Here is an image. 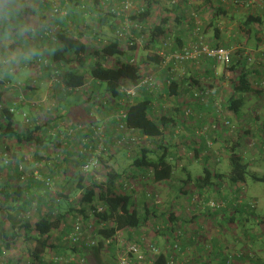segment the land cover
I'll use <instances>...</instances> for the list:
<instances>
[{
    "label": "rangeland",
    "instance_id": "rangeland-1",
    "mask_svg": "<svg viewBox=\"0 0 264 264\" xmlns=\"http://www.w3.org/2000/svg\"><path fill=\"white\" fill-rule=\"evenodd\" d=\"M4 0H0L2 2ZM63 2V0H61ZM59 0V2H61ZM103 1L108 3L107 6H105L106 9H108L110 6H115L120 3H123L124 1H129L131 4V10L129 11V15L132 19L134 16V13H137L138 10H144L145 7L149 4V1L153 2V5L151 7V16L149 17L148 21L143 23L142 29L145 27L144 32H142V29H136L135 27L131 26L129 34L122 38L121 42V49L123 51H126L129 53V55L135 59L136 63L140 61H147V66L145 65L143 71L154 73L157 75V72H161L160 67H149L154 64L152 62H149L147 59L151 55H155L158 49H155L153 47V43L151 40V36L156 32L155 27L158 26L161 23V20L169 19V22L167 23L169 30H177L179 29L183 24L179 21H177V17H179L182 20H185V22L189 23L188 27H193V36L195 29L199 26H201L202 32L205 35L206 42L209 43V45H214L217 43L215 40V33L214 30H209V35L207 36V29H208V23L209 21L205 20V13H200L199 5L196 4V2H193L191 4H188L189 1H186L187 4H185L184 0H101V4ZM195 1V0H193ZM224 4L226 5H232L233 7L240 9V8H247V14L242 13L239 11L237 19L240 18L244 21L246 16L250 14L249 11L252 9L250 7L249 0H245V2H249L248 4H242L240 0H222ZM237 1L239 3H237ZM244 1V0H242ZM254 3H256V0H251ZM5 2V1H4ZM21 10L24 9L27 6V0L19 1ZM104 2V3H105ZM75 5L77 1L74 2ZM82 6L79 7L76 6L74 8V11L69 10V19L67 21L68 24H72L73 31L78 34L79 32L84 31H92L93 33L91 35L87 36V32L85 35L86 43L89 46V53L92 52L93 48L91 45H93L94 50L95 48H100V46L107 45L110 43V38H117L119 36V26L122 25L123 20L119 17H115L109 22H106L104 26H102L98 19L100 16L104 15V13H97L95 10L96 7V0H83ZM198 3V2H197ZM1 4V3H0ZM19 4V3H18ZM105 4V5H106ZM3 5V3H2ZM185 5V7L183 6ZM1 6V5H0ZM19 6V5H18ZM170 7L169 9L167 8ZM174 6H180L181 8L176 9ZM103 8V9H105ZM236 9V10H237ZM244 10V9H243ZM74 12V13H72ZM106 13V12H105ZM52 11H50L49 16H51ZM128 15V16H129ZM202 15V16H201ZM78 16V24L77 26L75 23H73L72 18H76ZM194 19V20H192ZM211 19V18H209ZM130 20V19H129ZM76 21V20H75ZM131 22H134V20H130ZM206 21V22H205ZM77 22V21H76ZM182 24V25H181ZM186 25V24H184ZM183 27V26H182ZM58 28L57 30H59ZM187 30V27L184 28ZM191 30V29H189ZM237 32V29L235 30ZM94 33L98 35V37H94ZM143 36V38H142ZM208 38H207V37ZM118 39V38H117ZM236 41V39H235ZM5 42V44H4ZM161 46L165 45V43H170L173 48H176V43L174 40V37L172 38H163L161 40ZM229 42V41H228ZM3 46V48L0 46V62L3 63L4 61H9L10 59L13 60V58L17 55L14 54L13 50H10L9 45L12 43L10 39H7L5 41L0 42ZM233 40L229 42L230 46L227 48L232 52L233 58L236 54L234 47ZM102 44V45H101ZM135 45L136 49L135 51H131V46ZM160 46V48H161ZM164 46H162L163 48ZM159 48V49H160ZM18 51V50H17ZM238 55V53H237ZM247 56V55H246ZM21 58V56H20ZM248 64L252 63L257 59L255 55L252 53H248L247 56ZM115 58H107L105 60V63L108 65H114L116 63ZM254 60V61H253ZM90 62V61H89ZM35 65L37 68L42 67L41 64H39L36 60H34ZM91 63V62H90ZM3 65H9L8 62H6ZM91 64H87L84 68H80L79 64L77 62H74L72 66L74 68H80L81 70H86L90 68ZM158 65V64H157ZM200 65V64H199ZM226 67L230 68L231 63L229 64H217L216 67ZM217 67V68H218ZM4 70V68H2ZM187 70V64L185 65V68ZM184 69H179L176 72V77L178 75L185 74ZM218 71V70H217ZM185 76V75H184ZM7 78L13 82L9 83L10 86L7 87L5 85V88L8 91H11L12 93L18 92L20 95H16L15 97H12L10 101L5 102H15L16 104H19L22 106H27L28 108H19L16 113V126L18 130L26 131L31 125H45L46 130L44 133V139L46 140V144L40 147H36L35 143L32 144H24L19 145L17 141L14 138H6L4 141H0V178L3 179V181L10 176L13 173L12 166H19V169H23V173L31 174L34 171L38 170L39 165H41V172L46 173L48 175H51L55 179V187L54 188H47L44 184L35 183L34 181L32 183H28L24 186V189L26 190L25 196L33 199L32 205L29 206V211L23 212L22 214L26 215V217L21 218L19 215L13 211L12 208H10L11 203L8 205V203H4L5 197L0 194V205L4 208H10L12 219L15 221L14 224H17V228L15 231L19 232V237L17 238V241L14 242V246H12L11 249L6 248V243L2 241L0 238V264H31L32 261V252L35 248L36 241L35 239L31 238L26 235L25 230L19 231L20 225L23 220H29L31 224H35L41 217L49 215L52 218L56 219L60 215V211L55 210V204H60L58 210H61L63 213L66 214L65 219L63 220L64 227H71V230L64 233L63 240L60 238V242L63 243L66 251L63 249L61 250H51L47 252V255L44 256L43 264H58L55 262V258L60 256L62 258L60 264H70L71 257L75 256L74 258L79 260L80 255L78 254H72V249L74 248L73 244H70L68 242V238L70 234L73 232V225L76 221L77 216H82L83 220L82 222L85 224V227L87 229L85 230V238L88 239V237L91 236L93 238V233L89 231L92 230L94 227L95 235L100 229V226L98 224L96 216L93 214V212L88 211V219H86L81 213L75 212L74 214H71L69 212L70 205H75L77 203L78 195L80 194V191L77 192L76 187L78 185L79 177H84L85 184H91V183H102L107 181L108 174L110 172H117L121 175L120 179L118 180V184L122 183H129L134 184L135 189L128 190V192L131 191H137L142 192V190L147 189V195H148V202L150 206L158 204L160 207V210L163 209L166 213V216L163 217H151L150 220L145 223L141 228L138 230H128L127 233L121 232L122 239L126 241L127 243H138L141 244H153L158 245L157 248H159L160 253H162V250L166 247H169V244H166L164 240L161 242H157L156 240L162 237V232L165 227H167L168 224V218L167 215H170L169 213H175L179 215L178 213L184 211V215L187 217H190V220L194 221L196 215L202 214L201 217H207L208 214L213 212H221L225 211V220L223 224H219V222L215 221H206L204 228L197 229L193 234H190L187 230H184L183 238L186 242V244H190L191 242L187 239L193 237L194 235L197 236V240L194 242L197 245H200L202 248V251L200 252L199 256L202 257H212V249L213 244L208 240L209 234L207 231V226L212 222L213 226L210 227V232L214 233L216 235V230H220V233L222 235V238L225 240H222L223 243V249L220 253L228 254L230 257L228 264H250L249 258H245V255L249 254L253 256L254 258H257L259 260L264 261V231L259 227L258 224V218H260V222L263 226L264 220V182H257L254 181L251 176L248 179V183L244 184L243 186H230L228 184V181L226 178L230 174L231 165H230V151L231 147L236 146L237 147V153L241 154L246 161L250 162V172L256 173L260 176H264V135H257V134H245L244 130L240 132L239 127H237L235 121L228 117L232 122V125H234V130L230 131L229 135L226 137L228 140H224V144H220L215 142H210L212 147V154L213 157L210 160V168L214 172H220L223 175H225L224 181H221L222 185L220 186L217 184L216 187L205 188V189H198L192 184V186H184L183 181L187 179V173L183 171L184 169V162L188 163L191 162V164H187V169L191 170V173L193 174V177L197 178L200 175H204V168L205 164L204 159L197 157L193 150V146H190L189 141L191 139L185 138L182 132L184 128L179 126V129L177 130L179 134L171 135L165 141L166 143H170L172 146V149L174 152H183L186 154L185 159H182L181 165L178 166V173L174 181L171 183H163L159 185H155L152 180L145 179L147 178V173L144 172L145 178L141 175V173L133 171L132 174L129 173L131 169H133V163L134 158L140 153L142 148H148V149H158L157 147L160 145V139H143L139 134L135 136L137 138V141L132 144V150H127L126 147L117 144V140L120 139L121 132H118L115 130V125L113 123L108 124V120H100V118H105L101 113L102 111L106 109H111L110 111L116 112V106L112 104L113 98L109 95V93H106V91L101 92V95L97 93L95 96V103L93 105L92 109V116L90 114V119L96 118L97 121L94 122L95 124L105 126L107 129L106 138L104 139L105 143L107 145H110V152L104 153L101 157L102 163L101 167L98 171H96L94 174L85 175L83 171L81 170L82 166V157L79 155L78 151L81 147V140L83 137H85V133L81 131H76L72 136H68L67 132L70 127L78 128L80 125L88 124L87 122V115L88 112L81 111L76 112L73 116H60V105L58 104V100L55 97V102L51 101L48 104H44L41 102V100H26L23 96L24 90V84L21 81H15V78L12 75H7ZM89 78V75H88ZM159 78V77H158ZM15 81V82H14ZM20 86V88H19ZM87 88L83 89V91L89 90V92L92 89V82H88L86 85ZM259 89H264V79L261 81ZM103 88H106V85L104 84ZM213 90V89H212ZM96 91V89L94 90ZM97 97L101 101H108L111 103L107 107L103 106V103L100 104V102L97 101ZM41 99V98H40ZM210 98H205L201 100L202 104L209 103ZM8 100V99H7ZM258 100L259 102L260 98L256 97L251 104L256 103ZM33 101V102H32ZM174 100L169 99V102H166L165 105L168 107H172L171 104ZM97 104V105H96ZM181 105V103H179ZM264 104V102H263ZM100 105V107L98 106ZM220 105V104H218ZM263 107V106H260ZM100 108V109H99ZM104 108V109H103ZM246 108V105L244 106ZM108 110V111H109ZM223 110L222 106L219 109V111ZM78 113V114H77ZM112 113V114H113ZM264 113V108L261 111V115ZM253 114V113H251ZM27 119L29 121L27 122ZM264 119V116H263ZM253 120V119H252ZM64 121V122H63ZM183 121V117L182 120ZM64 123V124H63ZM58 124H63V127L61 130H65L67 132L64 133L63 136L60 134H57L56 128L58 127ZM90 125V124H89ZM242 128V127H241ZM226 129V128H225ZM244 129V128H243ZM223 130V129H222ZM221 130V131H222ZM215 133V131H214ZM228 133V132H227ZM181 135L183 136V139L181 138ZM198 135V136H197ZM195 137H193V140H197V142H200V135L197 134ZM202 142V141H201ZM179 145L180 149L185 150H179L176 146ZM7 147H9L10 150H7ZM176 148V149H175ZM16 153L17 156L14 154ZM209 152L205 153L204 155L207 156ZM11 158V168L10 170L5 167L4 164V157ZM112 156H116L119 160L116 162ZM204 157V156H202ZM220 160V161H218ZM195 163H192V162ZM38 163H40L38 165ZM136 170V168H135ZM17 181L15 182L16 185ZM0 183V188H1ZM240 187V190L238 189ZM181 188H184V191L190 192V195H188L185 199H175L173 196L176 194H180ZM64 194L69 195L70 198L66 202L61 197ZM240 194V197H239ZM139 200L141 197L140 195L135 196ZM12 200V199H11ZM10 200V201H11ZM178 200L176 203L175 201ZM9 201V202H10ZM158 201V203H156ZM136 202V200H135ZM173 203H175L173 205ZM54 204V206H52ZM248 205L252 207V211L247 212L245 211L243 214L240 212V215L237 217V215L233 214L234 210H231L232 207L235 205L241 208V205ZM172 205V208H171ZM53 207V209L51 208ZM141 212H144L143 207L138 208ZM218 209V210H217ZM54 211V212H53ZM20 212V210H19ZM205 212V215L203 214ZM231 215H234L235 219L231 220L228 219ZM6 213L3 210H0V220L5 219ZM27 218V219H26ZM157 218V220H155ZM237 218L239 220H237ZM248 218L249 220H246ZM216 224V227H215ZM258 225V226H257ZM12 225L10 222L7 223V230L11 233L14 229L11 228ZM215 227V228H214ZM177 229H174V232H176ZM57 233L59 231L54 232L55 236L52 240L55 238H58ZM218 234V233H217ZM192 235V236H191ZM241 237L240 243L239 238ZM256 237V243H253L254 246L251 245V238ZM84 238V239H85ZM95 238V236H94ZM97 238L98 235H97ZM59 239V238H58ZM203 239L206 240V243L203 241ZM221 239V236L220 238ZM84 242V240H83ZM83 242L81 246H83ZM88 242V241H87ZM142 242V243H141ZM173 242H180L179 239L177 241ZM182 243H176L172 247L170 245V248H173L177 250V253L179 255L180 261L183 260H190L194 255H196L189 247L187 248L186 252L184 254L179 253L180 248L183 247L182 244H184L183 239L181 240ZM109 245V244H108ZM251 245V246H250ZM79 247V246H78ZM84 247L86 250H84V254H93L88 255L86 259H88L89 264H107L109 262L115 263L114 261V255L118 254V250L116 247L109 248L107 251H103L102 254H100V251L91 248L87 245V243H84ZM191 247V246H190ZM167 249V248H166ZM205 249V250H203ZM123 251V248L121 250ZM141 253V252H140ZM143 253V252H142ZM82 254V257L86 256ZM139 255V254H138ZM143 256L144 254H140ZM193 255V256H192ZM214 256H218V252L213 253ZM59 257V258H60ZM138 257V256H137ZM221 257V256H220ZM242 257V258H241ZM184 263V262H182ZM37 264H39L37 262Z\"/></svg>",
    "mask_w": 264,
    "mask_h": 264
},
{
    "label": "trees",
    "instance_id": "trees-1",
    "mask_svg": "<svg viewBox=\"0 0 264 264\" xmlns=\"http://www.w3.org/2000/svg\"><path fill=\"white\" fill-rule=\"evenodd\" d=\"M75 1H77L76 5L74 3ZM82 1L83 0H63V5L67 2V8L70 11H74V8L76 6L82 7ZM47 4L50 11H52V5L49 3ZM245 4H247V2ZM152 5L153 2L149 1V4L144 8L143 11L134 13L132 19L134 21L140 23L143 22L145 24V22H147L149 17L151 16ZM174 8H176V6H174ZM199 8L200 13L204 14L206 11L212 10L211 8H215L214 1L204 0L200 3ZM95 10L97 11V13H104V15L100 16V18L98 19L99 23L102 26H104L106 22H109V20L116 17V15H114V13L112 12L105 13L104 9L101 7V0H96ZM48 19V24L37 29L32 30L29 26L25 25L18 26L19 28L13 26V28L11 29L10 23H8L7 20L4 21L0 15V36H4V34L7 32L13 33L21 31L23 37H25L26 39H33L36 43H38L37 46L43 48L40 55H38L37 53L34 54V59L39 64H41V66L45 68V70L51 73L50 80L52 81V85H56L55 89L53 88V91L55 92V94L57 93V91H59L58 95L56 96L58 104L65 106L64 108L67 109V111L68 108L76 102V99H73L74 103H72V98L76 97V94L82 92L88 82L94 83L93 88L94 90L96 89L95 93H97V96H100L101 92L106 91V93H109V95L115 101H118L119 99L124 97L121 89L122 82H125L126 84L131 86L138 84L139 79L143 74L142 68L147 64V61L131 63L132 57L128 52L121 49V42L117 38H110L109 44L100 46V48H95V50L93 45H91L93 51L89 53L90 44L88 45L86 43L84 34L87 32V36L91 35L93 33L92 31H84L85 33L79 32L78 34H76L72 29V24L67 23V19L63 20V18L57 16H50ZM257 19V17L250 16L248 18V21H245L243 24H241L240 29L243 34H246L244 35V38L248 37L246 39L247 41L251 39L252 36V39L255 40L256 34L251 33L252 29L250 28V26L251 24H255ZM168 22L169 19H166L165 21H161V24L155 27L156 32L151 36L152 42L153 40H156V38H159L165 34V27L167 26ZM73 23H75V25L77 26L79 22L74 21ZM25 28L28 29L27 32L23 31V29ZM58 28L60 29L57 30ZM144 30L145 27L142 29V32H144ZM94 37H98V35L94 33ZM261 42L262 39L257 40L256 47H258ZM213 47H223L226 49L228 48V46L218 45L217 43H215ZM16 49V47L12 48V50ZM135 49V45L131 46V51H135ZM21 53L23 56H26V49H23ZM107 58H115L116 63L114 65L106 64L105 60ZM149 59H151L150 62L154 64L160 63V58L156 54L151 55L147 60L149 61ZM244 60H237V63L234 67L237 68V70L239 68V74L237 73L235 78L232 80L234 83L235 94H237L239 97L231 98L230 108L237 113H240L242 109L244 103V100L242 99L243 95L251 93H262L261 90H257L253 85L250 78V71L247 69L248 65L243 63H248V61L247 59ZM74 62H77L80 68H84L87 64L91 65L89 66L90 68L81 70L80 68H74L72 66ZM234 63V58L232 57L231 64ZM11 65L12 63L10 64V66ZM7 71L8 70H0V88H2V90L6 89V84L13 82L7 78V75H9ZM104 84L106 85V88H103ZM173 84L170 87L172 91H174L172 89L174 86ZM258 84H261V82ZM2 90H0V141L2 142L6 138H14L19 145H23L22 143L29 145L35 143L36 147H40L46 144V140L44 139V133L46 130L45 125L36 124L33 126L31 125L26 131L18 130L15 123L16 113L19 108H22V110H24V108L19 104H16L15 102L6 103L3 98ZM98 93L100 95H98ZM67 97L68 99L65 100ZM91 99L92 97L89 96V100ZM95 101L96 99L94 96L93 102L95 103ZM151 104L152 98L148 95L143 98L137 97L130 105H128L127 127L129 130H134L135 132L139 133L142 137L146 136L149 139H160L161 142L157 147L158 149L153 150L142 148L140 153L134 158L133 163V168L151 171L152 182L155 183V185H159L163 183H170L175 180L176 174L178 173L179 159L177 160V158H179V153L178 151L174 152L172 148H170L165 142L167 137V130L168 128H170L173 119L169 118L170 116L160 118L151 116ZM98 106L100 107V105ZM60 116L64 117V113H60L59 117ZM114 123L116 124L115 119ZM63 124H58L57 128L61 129L63 127ZM244 127L245 125L242 124L241 129L245 130L243 129ZM229 130L230 129H223L221 131V135L226 134V132H228L229 134ZM248 134L251 133H249L248 131ZM226 140L229 139L227 138ZM7 150H10L9 147H7ZM236 151V146L231 147V170L230 174L226 178L228 184L230 186H243L244 184L248 183V179L250 178V176L254 181L264 182V176H260L256 173H251L250 162L246 161V159ZM196 152V155L199 157L200 151L196 150ZM14 154L17 156L16 153ZM174 155H176V157ZM207 156L210 158V155ZM206 162H209V167L204 168V175H200L195 178L192 175L188 174L187 179L183 181L184 186L191 187L192 184H194V186L198 189H212L213 187H216L217 184H219L220 186L222 185L219 182L224 181L225 175L220 172L212 171L210 168V160H207ZM4 164L5 167L10 170V165L12 163L11 158H8L7 155L6 157H4ZM39 164L40 163H38V165ZM12 170L13 173L4 181L2 178H0V183L2 184L0 188V194L5 197L6 201L4 203H8V205L11 203L10 208H12L13 211L19 215V217L25 218L26 215L22 213L25 212V210L27 212L29 211V206L32 205L33 199L25 196L26 190L24 189L23 185L32 183L34 181L35 183L44 184L48 189L50 187L47 186L45 182L37 179L34 172L31 174H26L25 172L23 173V169H19L18 165L16 167L12 166ZM41 170V165H39L38 171L40 175H42L44 178L52 177L51 175L41 172ZM183 171H185V168L183 169ZM120 177L121 175L119 173L110 172L108 174L107 181L97 184L91 183L88 185L85 184L84 177H79L78 185L75 189L77 190V192L80 191V194L77 198V203L75 205L69 204V212L71 214L79 212L86 219H88V211H92L96 216L100 229L98 230L96 235L94 227L92 228V231L93 235H95V240H97V244L90 245L87 243V245L98 251L104 248L105 240H112L110 245H114V243L117 241L118 235L121 232H124L125 230H138L145 223H147L151 217L158 218L166 216V213L163 209L160 210V208L162 207H160L158 204L150 206L148 202L147 189L142 190V192H120L117 186ZM16 181L17 183L15 185ZM238 189L240 190V187ZM181 190H184V188H181ZM185 193L188 194V191H185ZM137 195H140L141 197L139 200H137L138 198L135 197ZM61 197L66 202L70 198V196L66 194H64L63 196L61 195ZM97 204H102L104 207V211L98 212V209L95 206ZM52 206H54V204ZM60 206V204H55V210L60 211V215L56 219L52 218L49 215H46L41 217L34 225L31 224L27 218V220L22 221L19 231L25 230V233L29 237V239L33 238L36 241L35 248L31 256V264H37V262L39 264H43L44 256L47 254V252L53 250L54 247L49 244V240L54 232L61 229L63 220L66 217L65 213H63L61 210H58ZM139 207H143L144 212H141L138 209ZM10 208H4L0 205V210H3L6 213V216L4 217L5 219L0 220V238L6 243V248L8 249H11L12 246H14V242H16L17 238L19 237V232L15 231V229L17 228V224H14L15 221L12 219V210ZM51 208L53 209V207ZM233 209H238L236 211L241 210L242 212L247 211L250 213L252 211V207L245 204L241 205V208L235 205L232 210ZM169 214L175 216V213L170 212ZM259 219L260 218H258V222L256 224H258L259 227L263 229L261 225L262 222H260ZM8 222H10V224L12 225L11 228L14 229L11 233L7 230ZM172 228L173 227H170V225H167V227H165V229L161 232L163 235L170 234L169 231ZM97 235L99 238H97ZM183 235L184 234L181 232L180 236L178 237L180 242H175V244L182 243L181 240L183 239ZM196 240L197 236L194 235L193 238H190V244H195L194 242ZM182 245L183 247L180 248L179 253L185 251L189 246L186 243ZM74 246L79 248L78 245ZM213 253L214 252H212V257H202L199 255L194 256V260L192 258L187 261L186 264H218L220 263V260L222 264L229 263L230 257L228 254L220 253L221 257L219 258L214 256ZM176 255L177 259L172 258L170 259V261L173 264L176 260L177 262L175 264L182 263L181 261L180 263L178 262L179 255ZM161 258L164 259L163 253H160V259ZM245 258H249L250 264H261V262H259L257 258H254L249 254L245 255ZM70 261V264H89L88 259H86L85 256H81L79 260L74 259ZM170 261L166 262L164 259V261L162 262L159 261V264H170ZM134 264L137 263L135 262Z\"/></svg>",
    "mask_w": 264,
    "mask_h": 264
},
{
    "label": "crops",
    "instance_id": "crops-1",
    "mask_svg": "<svg viewBox=\"0 0 264 264\" xmlns=\"http://www.w3.org/2000/svg\"><path fill=\"white\" fill-rule=\"evenodd\" d=\"M4 1L0 2L1 3L0 4L1 5L0 6V10H1L0 15L4 21L7 20L8 23H10L11 29L13 28V26L18 27V26L25 25V26H29L33 30V29H37L41 26L43 27L44 25L48 24V21H49L48 18L50 17L48 15V13L50 14V9H49L48 4L46 3L45 0H27V6L22 10L20 7L21 2H19L22 0H4ZM184 1H185V4H187L186 1H189L188 4L196 2V4H198L200 7V3L203 2L204 0H195V1L184 0ZM213 1H214L215 8H211L212 10H208L205 12V18H206L205 20L209 21V23H208L209 26H208V29L206 30L207 36L209 35V30L212 29V30H214L215 38H216L215 40L217 41L218 45L229 47L230 46L229 42L231 40H233V42H235L234 43V47L236 48L235 50H238V51H236V54L234 55V62L235 63L231 64L229 69L224 67V66L222 67V69L220 66L219 67L217 66L218 67L217 68L216 65L212 61H210L209 59H203L201 61L200 65L187 64V70L185 69V74L178 75L176 77V81L174 82V84H173L174 86L172 88L174 91H172L169 88V89H166V91H164V93L146 92V94H140L138 96L139 98H143V97H146L149 95L152 98V104H151V108H150L151 109V116H153L155 118H157L156 115L159 113V108L160 107L161 108L166 107L165 108V110H166L165 116H170L169 118L173 119V122H172L170 128H168V130H167L166 141L170 135H171V137H172V135L177 136V134H179L177 130L179 129V126H181L182 128H184V130L182 132H184L185 134H183V136H185L186 139L187 138L191 139L189 141V144H190V146H193L192 151H194L191 153H195V155H196L197 154L196 150H199L200 151V153H199L200 158H203V159L205 158L204 163L207 160L212 159V158H209L208 156H205L204 155L205 153L209 152L207 155H210V157L211 156L213 157V154H212L213 149H212V147H209L208 143L210 141L212 143L216 141V144L220 143L222 145V144H224V140H226V137L229 135L227 132H226V134L221 135L220 130L215 131V133H214V129L211 128V125L215 124L218 121L216 119V117H217L218 111L221 108V106L223 108V114L224 115L226 114L227 116H229L232 119V121L233 120L235 121V123L239 127L240 132H242L241 127H242V124H244L245 125V127H244L245 132L244 133L248 134V131H249V133H251V134L255 133L257 135H262V134L264 135V128H263L264 113L261 115V111L264 108V104H263V102H264V89L263 88L259 89V87H257V86H260V84H258V83H260L264 79V0H256V3L249 0V2H251V5L249 8H251L252 10L249 11L250 14H248L246 16L244 21L240 18L237 19V16H238L239 11H241L243 14L246 13L247 8L237 9L230 4L229 5L224 4L222 0H213ZM2 3H3V5H2ZM183 6L185 7V5H183ZM167 8L169 9L170 7L167 6ZM179 8H181V7L176 6V9H179ZM250 16L257 17L259 20L257 19L255 24H253V25L251 24V26H250V28L252 29L251 33L256 34L255 40L252 39V37H253L252 36L251 39H249L247 41L246 39L248 37L244 38V35H246V34H243L240 27H241V24H243L245 21H248V18ZM165 18L166 17H164V19H162L161 21H165L166 20ZM209 18H211V19H209ZM72 19H73V21H75V20L78 21L79 18L77 16L75 19L74 18H72ZM176 20L181 22L183 24V25L181 24L183 27L181 26L179 29H177L175 31V30H169L168 26H166L165 27V31H166L165 34L159 38H156V40H153V42H152L153 47L155 49L160 48L161 43H162L161 40L163 38H172V36H173L175 43L177 44L176 45L177 49L184 47L188 42L193 40V27H191V26L188 27L189 23L185 22V20H182L179 17H177ZM192 20H194V19H192ZM184 24H186V25H184ZM187 24H188V26H187ZM186 27H187V30L184 29ZM189 29H191V30H189ZM236 29H237V32L235 31ZM7 39H10L12 41V43L9 45L10 50H12V48H15V47L17 48L16 50H13L14 54H17V55L13 58V60L10 59L9 61L7 60V61H4L3 63L0 62V70L2 68H4V71L8 70L7 73L9 74V76L12 75L15 78V81L17 80V81L23 82V84H24L23 96L25 97L26 100H28V99L29 100H41V102L44 104H48L51 101L55 102V97L58 95L59 91H57L56 94L53 91L55 89L56 85H52V81L50 80L51 79V73L49 71L45 70V68H43V67L37 68L36 66H38V65H35V63H34V60H35L34 54L37 53L38 55H40L42 53L43 48L40 46H37L38 43H36L33 39H26L25 37H23L21 31L13 32V33L7 32L4 34V36H0V42L5 41ZM235 39H236V41H235ZM259 39H262V42H261V44H259L258 47H256L257 46L256 41ZM4 44H5V42H4ZM1 45L2 44L0 43V46ZM3 46L4 45H2L1 47L3 48ZM23 49H26V56H23L21 53ZM249 52L252 53L253 55H255L257 57V59H255V61L253 60L254 62H252L250 64H248L247 62H243V63L248 65L247 69L250 71V76H251L250 78H251L253 85L255 86V88L257 90H261L262 93H251V94L243 95L242 99L244 100V103H243V106H242L240 113L239 112L237 113L230 108L231 98L239 97L237 94H235L234 83L232 81L235 78L236 74L237 73L239 74V68L237 70V68H235L234 66L237 63V60L246 59ZM237 53H238V55H237ZM20 56H21V58H20ZM151 59H155V58H151ZM151 59H149V62ZM6 62H8L9 65H3ZM11 63H12V65L10 66ZM149 65H151L149 67L153 68V67L159 66V63H158V65L157 64H149ZM215 69H216V71H215ZM145 71H143V72H145ZM157 76L159 77L161 85H165V82H164L165 78L164 77L166 76V72H164V71L157 72ZM92 86H94V83H92ZM205 87L213 89V95L208 100L209 103L202 104L198 95ZM86 88H87V86H85V90H86ZM0 90H2V88H0ZM2 91H3L4 101L5 100L10 101V99L12 97H15L16 95H20V94H18V92L14 91L12 93L11 91H8L7 89H3ZM94 94L96 95L93 87H92L90 92H89V90H87L85 92L82 91V92L76 94V97H73L71 100L72 103H74L73 99H76L75 104H72L68 108V111H67V109L64 108L65 106L60 105L61 106L59 109L60 113H62V114L64 113V116L66 118V116H71V115L73 116L76 112H81L82 110L86 111V113L88 112L87 120L88 119L89 120L87 122H89V123L87 125L84 124V125H80V126L88 127L89 124H91V123L93 124L94 122H96L98 120L97 117L96 118L92 117L90 119V117L93 115L92 114L93 113L92 112V109H93L92 103H93V99H94ZM89 96L92 97L91 100H89ZM256 97L260 98L259 102L261 104L258 103V100L256 103L251 104V102H253ZM67 99H68V97L65 100H67ZM169 99L174 100L173 103L171 104V106H172L171 108L165 105L166 102H169ZM179 103H181V105ZM218 104H220V105H218ZM245 105H246V108H244ZM260 106H263V107H260ZM22 107L28 108L26 105L22 106ZM186 109H191L193 111V115L187 121H181L182 117H183V112ZM104 110H106V111L101 110V113H103L102 115L105 118L104 119L100 118V120H108L107 121L108 124H109V122L115 124L113 117L116 115L117 112L113 113V111H110L111 109L109 110L106 108ZM251 113H253V114H251ZM90 114H91V116H90ZM165 116H163V117H165ZM158 118H160V117H158ZM207 128H208V136L210 137L209 142L205 139V137L204 138L200 137L199 138L200 142H197V140H194L192 142L193 137H195L199 133L201 134V131H203ZM67 132H69V130ZM67 132H65V130L62 129V134H64V133L66 134ZM81 132H83V131H81ZM57 134H60V133L57 132ZM67 135H68V133H67ZM183 136L181 135L182 139H183ZM166 144L170 148H172L170 143L167 142ZM176 147L179 150H182V149H180L178 144ZM183 150H185V148ZM174 156L176 157V155H174ZM185 156H186L185 153H183V152L179 153V158H177V160L179 159L180 165H181L182 159H185ZM202 156H204V157H202ZM112 157L116 162L119 160L116 156H112ZM192 163H195V162L193 161ZM187 164L190 165L191 162H188V163L184 162L185 173H187V175L190 174L193 176V174L191 173V170L187 169ZM205 167H209V162H207L205 164ZM133 171L141 173L143 178H145V176L147 175V178H145V179H150L152 177L151 171H145V170H141V169L135 170V168H133L129 171V173L132 174ZM144 172H146L147 174L146 175L143 174ZM176 176H177V174H176ZM150 180H152V179H150ZM180 194L181 195L175 193L173 198H175V199H183L184 198L185 199L188 195H190V192H188V194H186L184 190H180ZM177 201L178 200H176L175 203ZM175 203H173V205ZM233 210H234L233 214L237 215V217L240 215V212H242L241 210L236 211L238 209H233ZM244 212H242V213H244ZM178 214L179 215L175 214V216L174 215L173 216L167 215V218H168V224L167 225H170V227H173V228L169 231L170 234H165V235L162 234L161 235L162 237H160L159 239L156 240L157 242H161L162 240H164L166 242V244H169V247H166L167 249L164 248L162 250V253L164 255V259L166 262L170 261V259H172V258L177 259V255H176V254H178L177 250L170 248V245L172 247L175 244V242H173V241H177L179 239L178 237L180 236L181 232L183 233L184 230H187L190 234H193L197 229L204 228L205 223H207L206 221H208V220H210L212 222L217 221V222H219V224H223L224 220H225V211H221V212L218 211V212H213L210 214H208V212H207L206 213L207 217H201V218H200V216H202V214L196 215L194 221L190 220V217L185 216L184 211H182ZM203 214L205 215V212H203ZM234 215H231L230 217H228V219L231 218V220L232 219L234 220L235 219ZM247 219L248 218H246V220ZM155 220H157V218H155ZM237 220H239V219L237 218ZM262 221H263V226H264V220H262ZM212 222L207 226V231H208L209 236L206 238H208V240H210V242L213 244L212 252L217 251L218 252L217 257L220 258V251L222 252V249H223L222 240H225V239L222 238L220 230H216V232L218 233V234L216 233V235H214V233H211L209 231L210 227L213 226ZM215 227H216V224H215ZM174 229H177V231L174 232L173 231ZM70 230H71V227H64V224H62V227L59 230V233H57L59 239L55 238L54 240H52L53 237L55 236V234L52 235V237L49 240V244L54 247L53 249L61 250V251L63 249L65 251L67 250L65 248V246L63 245V243L60 242V238L63 237L64 233H66ZM127 232H128V230L124 231V233H127ZM119 236H118L119 241L117 240L114 243V245H110V244L107 245L105 243L104 248L100 250V254H102L103 251H107L109 248L111 249V248L116 247L118 250V254L114 255V261L118 260L119 256L123 253L121 251L122 248H123V251H126L127 245L129 244L122 239L121 233ZM220 236H221V239H219ZM238 238H239V243H240L241 237L238 236ZM63 240H65V238ZM89 240H91V239L85 238L84 242H83V246H81V244H80V245H78L79 248L74 246V248L71 250L72 254L73 255L78 254L81 257L82 254H84V250H86V248L84 247V243H87V241H89ZM187 240L190 241V238ZM183 241H184V243H186L184 238H183ZM203 241L206 243L205 239H203ZM249 241L251 242V245L254 246L253 243H255L256 237H254V239L251 238V240H249ZM153 244H156V243H153ZM153 244H145V243H142V245L140 244L141 245V253L140 254H144V255L143 256H141L140 254L135 255L134 256V262H136L137 264H159V261L160 262L164 261V259H162V258L160 259L159 248H157L158 251H156L155 253H153V251L151 250L152 246H154V247L158 246V245L156 246ZM188 247L196 254L194 256H197L200 254V252H198V251H202V248L200 247V245H197V244H193V245L189 244ZM186 250L183 251L182 254H184L186 252ZM203 250H205V249H203ZM84 255H86L85 257L89 258L88 255L91 256L93 254H88V252H87V254H84ZM169 256H170V258H169ZM59 257L60 256H58V258ZM74 257L75 256L71 257L70 259H75ZM181 258L178 259L179 263H180ZM193 260H194V258H193ZM187 261H189V260H183L182 262H184V263H180V264H186ZM176 262H177V260L174 261V264ZM249 262H250V260H249ZM259 262H261V264H264L263 260H259ZM206 263H208V262H206ZM218 264H222L221 260H220V263H218Z\"/></svg>",
    "mask_w": 264,
    "mask_h": 264
},
{
    "label": "built area",
    "instance_id": "built-area-1",
    "mask_svg": "<svg viewBox=\"0 0 264 264\" xmlns=\"http://www.w3.org/2000/svg\"><path fill=\"white\" fill-rule=\"evenodd\" d=\"M47 3L51 4L53 7L51 17L57 16L64 19H69V9L67 8L68 3L63 5V2H59V0H45ZM103 1L101 4L102 8L108 5L106 2ZM242 4H245V1H240ZM237 3H239L237 1ZM249 2L247 1V4ZM84 4V3H82ZM106 4V5H105ZM251 5V2H250ZM84 7V5L82 6ZM131 4L129 1H124L115 6H110L108 9H104L106 13H114L117 17L123 20L122 25H120L119 36H117L119 41H122V38L126 37L131 29V26L135 27L137 30L142 29L143 22H131V17L129 15V11L131 10ZM143 11L138 10V12ZM129 15V16H128ZM130 19V20H129ZM143 38V36H142ZM164 47L157 50L155 53L160 58L159 67L161 71L166 72V76L164 77L165 85H161L158 76L154 73L150 72H143L142 76L139 79L137 85H128L125 82L121 84V89L124 94V97L115 101L113 99L112 104L117 105V113L113 117L116 120L115 130L121 132L120 139L117 140V144H120L126 147L127 150H132V144L137 141V132L134 130H129L127 127V117H128V108L127 106L130 105L140 94L149 93H164L165 89H169L171 85L176 81V72L179 69H184L186 64H193L199 65L203 59H209L210 61L214 62L215 65L217 64H229L232 60V52L229 49L223 47H213L206 42L205 35L202 32L201 26L195 29L193 40L188 42L182 48H173L170 43H165ZM131 63H136L135 59L132 58ZM185 70V69H184ZM7 87L10 84H6ZM213 95V90L205 87L198 95L200 100L205 101V98H211ZM97 101L103 103L104 107H107L111 103L108 101H101L97 97ZM166 107L159 108V113L156 115L158 117H163L166 115ZM193 115V111L191 109H186L183 112V121H187ZM228 117L223 114V110L218 111L216 119L218 120L215 124L211 125V128L214 131H221L222 129H230V131L234 130V125L232 122L227 119ZM29 119H27V122ZM87 128V129H86ZM77 130H81L85 133V137L81 140V147L78 151L79 155L82 157V166L81 170L85 175L94 174L96 171L99 170L101 167V157L104 153L110 152V145H107L104 141L107 134V129L105 126H101L95 123H91L88 127L86 126H79L78 128L70 127L69 129V136H72L76 133ZM57 132L62 134V130L60 128H56ZM200 137H205V139L209 142L210 137L208 136V128L201 131L199 133ZM142 137V136H141ZM143 139L147 140L148 137L144 136ZM211 142V141H210ZM210 142L209 147H211ZM35 177L43 182L46 183L47 186L50 188L55 187V179L53 177H43L40 175L39 171H34ZM118 190L120 192H126L131 189H135L134 184L129 183H122L117 184ZM158 203V201L156 202ZM98 209V212L104 211V207L102 204L95 205ZM82 216H77L76 221L73 225V232L69 236V242L73 245H80L82 244L85 238V224L82 222ZM91 233L92 230L89 229ZM120 235V234H119ZM118 235V236H119ZM95 236V235H94ZM91 237V236H90ZM120 237V236H119ZM88 239H91L88 237ZM118 240V237H117ZM112 240H105V243L108 245L111 243ZM119 241V240H118ZM90 245H96L97 240L92 238L87 242ZM151 250L153 253L158 251L157 247L152 246ZM141 252V245L138 243H130L127 245L126 251H124L115 261V263H107V264H134V256L140 254ZM55 262L61 263L62 258L56 257ZM170 264H173L170 262Z\"/></svg>",
    "mask_w": 264,
    "mask_h": 264
},
{
    "label": "clouds",
    "instance_id": "clouds-1",
    "mask_svg": "<svg viewBox=\"0 0 264 264\" xmlns=\"http://www.w3.org/2000/svg\"><path fill=\"white\" fill-rule=\"evenodd\" d=\"M23 31H24V32H27V31H28V29H26V28H25V29H23ZM104 243H105V242H104Z\"/></svg>",
    "mask_w": 264,
    "mask_h": 264
}]
</instances>
